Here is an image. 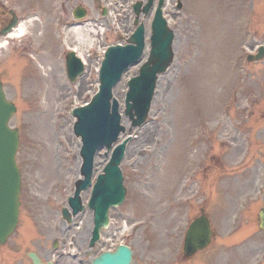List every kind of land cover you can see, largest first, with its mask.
Masks as SVG:
<instances>
[{
	"label": "rangeland",
	"instance_id": "obj_1",
	"mask_svg": "<svg viewBox=\"0 0 264 264\" xmlns=\"http://www.w3.org/2000/svg\"><path fill=\"white\" fill-rule=\"evenodd\" d=\"M136 1L0 0V25L9 10L26 23L22 36L0 37L8 41L0 49V74L18 107L10 125L20 131L22 173L20 222L0 247V264H32L31 250L53 258L52 243L62 236L67 257L59 264H90L121 242L133 248L132 264H264V231L257 228L264 204V60L247 62L251 49L264 44V0H180L181 9L178 0H167L174 62L160 76L148 121L131 127L123 116L120 140L131 136L121 163L126 199L111 210V225L93 248L91 187L82 194L84 212L61 229V210L82 161L70 109L97 91L103 51L125 43L134 31ZM79 4L88 9L84 35L93 43L85 49L84 74L71 82L65 56L77 45L68 33ZM103 7L111 10L109 16H102ZM153 16L154 11L141 16L148 32ZM147 55L148 50L142 62ZM141 63L114 88L122 113L127 82ZM109 158L100 150L95 174ZM201 205L209 208L217 236L187 260L185 232ZM233 230L239 231L231 240Z\"/></svg>",
	"mask_w": 264,
	"mask_h": 264
},
{
	"label": "water",
	"instance_id": "obj_2",
	"mask_svg": "<svg viewBox=\"0 0 264 264\" xmlns=\"http://www.w3.org/2000/svg\"><path fill=\"white\" fill-rule=\"evenodd\" d=\"M165 0H160L152 23V36L149 59L140 69V75L129 81V91L126 99V114L133 125H141L147 118L154 96L158 74L165 72L173 61L174 32L168 28L163 17L162 7ZM154 0H149L142 8L138 2L134 9L137 14L135 24L139 23V15L143 11L148 14ZM85 11L77 8L75 15L84 16ZM145 47V26L141 23L125 46L116 45L108 48L100 72V88L86 105L73 109L71 112L77 118L74 131L82 139L81 156L83 164L81 174L84 176L76 183L75 196L69 198L74 214L84 209L80 193L92 182L94 159L99 148L106 146L110 150L118 140L119 134L125 131L121 124L119 102L113 97V86L121 78L123 72L136 63L143 54ZM264 56V48H261ZM68 75L72 81L83 71L84 66L74 53L67 55ZM16 111L14 103L6 99L0 79V243H4L13 232L18 222L20 206L21 176L15 155L19 145L18 129L9 126V120ZM129 139L119 144L112 154L111 160L104 168V173L98 176L94 184L89 206L94 210V230L90 245L93 246L100 238V231L110 223L111 207L120 205L126 196L123 185L124 177L119 167L126 144ZM64 215L70 220L69 212L63 209ZM261 227L264 229V207L260 211ZM211 230L206 216L198 218L190 227L185 241L186 255H192L203 248L210 240ZM30 257L34 264H43L32 252ZM133 251L128 245L121 244L114 251H106L93 259L91 264H131ZM52 264V263H48Z\"/></svg>",
	"mask_w": 264,
	"mask_h": 264
},
{
	"label": "bare ground",
	"instance_id": "obj_3",
	"mask_svg": "<svg viewBox=\"0 0 264 264\" xmlns=\"http://www.w3.org/2000/svg\"><path fill=\"white\" fill-rule=\"evenodd\" d=\"M87 25H78L73 26L70 29V32L68 33L69 38H73L77 41V47L78 51L80 52L82 57H85V49L86 47H90L93 43V39L89 37L87 34L84 35L85 29L87 28ZM26 29V23H23L20 25L15 31H12L8 37L12 36H22ZM91 32L96 33V30L89 29ZM67 36V37H68ZM7 44V41H0V49L3 48Z\"/></svg>",
	"mask_w": 264,
	"mask_h": 264
},
{
	"label": "flooded vegetation",
	"instance_id": "obj_4",
	"mask_svg": "<svg viewBox=\"0 0 264 264\" xmlns=\"http://www.w3.org/2000/svg\"><path fill=\"white\" fill-rule=\"evenodd\" d=\"M210 219H211V223L213 224L212 218H210ZM215 235H217V233H216V231L214 230V237H215ZM213 240H214V238H213ZM62 261H64V257L61 255V256H60V259L58 260V262H62Z\"/></svg>",
	"mask_w": 264,
	"mask_h": 264
}]
</instances>
